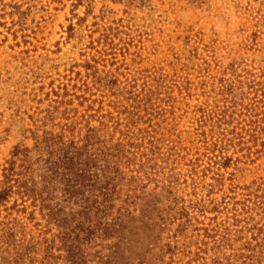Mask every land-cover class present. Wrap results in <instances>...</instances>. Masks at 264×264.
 Here are the masks:
<instances>
[{"label":"rangeland","instance_id":"1","mask_svg":"<svg viewBox=\"0 0 264 264\" xmlns=\"http://www.w3.org/2000/svg\"><path fill=\"white\" fill-rule=\"evenodd\" d=\"M105 79L113 91L148 93L152 197L124 225L122 242L95 240L82 264H248L262 255L264 246H249V233L237 240L231 225L257 222L264 232L256 207L264 200H252L264 194V0H0V189L15 149L34 147L31 132L66 123L42 121L55 93L69 92L75 120L112 113L123 97ZM175 201L189 217L161 221ZM6 207L0 264H71L57 240L46 260L39 212L28 221L34 209L24 214L17 196ZM215 226L229 228L232 241L211 237ZM50 230L49 239L60 232Z\"/></svg>","mask_w":264,"mask_h":264},{"label":"trees","instance_id":"2","mask_svg":"<svg viewBox=\"0 0 264 264\" xmlns=\"http://www.w3.org/2000/svg\"><path fill=\"white\" fill-rule=\"evenodd\" d=\"M98 43L102 42L98 40ZM87 69L93 70L94 67L88 65ZM94 73L96 84H102ZM105 82L104 87L110 89L113 96L123 97L120 102L109 103L112 113L108 111L102 114L104 110L101 109V112L97 111L88 118L83 116L75 120L77 115L71 117L70 114L77 113V109L67 110L73 101H65L70 96L69 92L55 93L58 99L42 121H66L54 125L60 132L32 131L34 147L16 148L12 160L4 169L0 209L6 207L13 196H17L24 201V214L29 208L34 209L28 221H36L39 212L46 222L45 231H41L44 236L41 245L48 254V261L54 256L56 240L65 249L71 264H82L85 260L82 254L95 240L105 241V238L110 240L117 236L122 242L124 225L136 223L138 206L152 197L146 193L153 182L148 166L152 160L146 158L144 150L151 151V142L154 141H147L152 131L142 127L148 93L135 95L120 88L113 91L115 83L106 79ZM63 107L66 109L61 111ZM87 109L88 112L95 111L92 106ZM226 116L227 111L220 115L222 120ZM91 122H96L98 126H91ZM220 141L209 148L218 150ZM227 164L224 163L223 168H227ZM254 199L256 202L258 199L264 200V194L252 198L255 202ZM175 202L178 205L172 206L171 210L164 209L165 213L157 215L161 221H180L189 217L186 209H179L180 203ZM28 203L30 206L26 207ZM258 204L256 207L263 209L264 202ZM158 212L154 209L151 215ZM239 223L243 221L230 224L240 229L237 240H243L242 234L249 233V246L254 242L264 246V232L261 227H257V222L249 228H240ZM51 226L60 230L58 235H52L53 239L47 237L51 233ZM215 229L211 237L220 236L221 241H232L229 228L221 230L215 226ZM206 232L213 231L210 229ZM14 235L13 229L5 234L7 239ZM263 254L256 259H248V264H264Z\"/></svg>","mask_w":264,"mask_h":264}]
</instances>
